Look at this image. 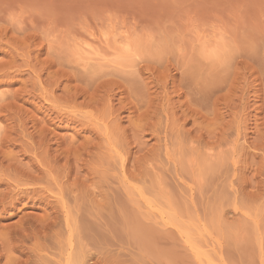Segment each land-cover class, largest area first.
<instances>
[{"label": "rangeland", "instance_id": "1", "mask_svg": "<svg viewBox=\"0 0 264 264\" xmlns=\"http://www.w3.org/2000/svg\"><path fill=\"white\" fill-rule=\"evenodd\" d=\"M66 260L264 264V0H0V264Z\"/></svg>", "mask_w": 264, "mask_h": 264}, {"label": "bare ground", "instance_id": "2", "mask_svg": "<svg viewBox=\"0 0 264 264\" xmlns=\"http://www.w3.org/2000/svg\"><path fill=\"white\" fill-rule=\"evenodd\" d=\"M69 258H70V257H68V259H67L68 261L70 260ZM76 259H77V258H76ZM67 260H66V264H69L70 262L68 263ZM77 260H78V259H77ZM75 262H76V261H75ZM76 263H78V261H77Z\"/></svg>", "mask_w": 264, "mask_h": 264}]
</instances>
